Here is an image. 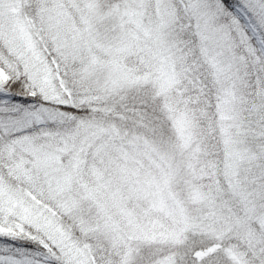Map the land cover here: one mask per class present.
I'll list each match as a JSON object with an SVG mask.
<instances>
[{"label": "snow or ice", "instance_id": "6c2138e0", "mask_svg": "<svg viewBox=\"0 0 264 264\" xmlns=\"http://www.w3.org/2000/svg\"><path fill=\"white\" fill-rule=\"evenodd\" d=\"M0 264H264V0H0Z\"/></svg>", "mask_w": 264, "mask_h": 264}]
</instances>
